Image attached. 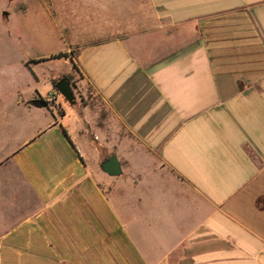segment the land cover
<instances>
[{
  "label": "crops",
  "instance_id": "1",
  "mask_svg": "<svg viewBox=\"0 0 264 264\" xmlns=\"http://www.w3.org/2000/svg\"><path fill=\"white\" fill-rule=\"evenodd\" d=\"M60 6L82 94L0 99V264H264V0Z\"/></svg>",
  "mask_w": 264,
  "mask_h": 264
},
{
  "label": "rangeland",
  "instance_id": "2",
  "mask_svg": "<svg viewBox=\"0 0 264 264\" xmlns=\"http://www.w3.org/2000/svg\"><path fill=\"white\" fill-rule=\"evenodd\" d=\"M85 1L31 0L30 6L27 0H0V99L5 97L4 101L7 103L16 99L26 101L33 94L38 99H48L54 91L52 79L58 72L70 69V64L64 60L65 56L60 57V55L67 54L68 48L67 42L61 38L59 32L62 23L52 16H64L63 7L60 8L62 4L70 8L83 7ZM81 7L78 10L86 26L82 23L80 28L84 29L87 27V22H91L86 18L87 11ZM27 10H32L33 15L29 21H25L23 16ZM65 14L68 17L69 11H65ZM89 37L90 34L82 35L84 40ZM30 59L31 64L26 67L25 61ZM38 59L49 60L41 63L35 62ZM78 81L79 77H74L73 85L76 86ZM73 90L77 99L82 92L78 87ZM36 91L39 92L40 97L36 95ZM53 93L58 94V101L48 110L55 112L59 120V112H63L68 119L69 116H74L71 115L72 106L56 92V88ZM48 115L51 117L50 113Z\"/></svg>",
  "mask_w": 264,
  "mask_h": 264
},
{
  "label": "water",
  "instance_id": "3",
  "mask_svg": "<svg viewBox=\"0 0 264 264\" xmlns=\"http://www.w3.org/2000/svg\"><path fill=\"white\" fill-rule=\"evenodd\" d=\"M56 90L70 105H75L77 103L73 86L67 77L61 79L57 83ZM101 168L110 176H120L122 174V167L117 156H113L103 162Z\"/></svg>",
  "mask_w": 264,
  "mask_h": 264
},
{
  "label": "trees",
  "instance_id": "4",
  "mask_svg": "<svg viewBox=\"0 0 264 264\" xmlns=\"http://www.w3.org/2000/svg\"><path fill=\"white\" fill-rule=\"evenodd\" d=\"M61 56H67L66 54H64V55H60V57ZM46 60H49V59H41V60H37V61H35V62H43V61H46ZM65 77H67L69 80H70V82H71V84L73 85V77H71V76H64V77H61V78H59V79H56L55 81H54V85H55V88H56V85H57V83L61 80V79H63V78H65ZM74 91V90H73ZM56 92H58L57 90H56ZM31 104H33V105H35V106H38V107H45V108H47V109H50V105H49V103H48V101L47 100H45V99H42V98H40V99H34L33 101H31Z\"/></svg>",
  "mask_w": 264,
  "mask_h": 264
},
{
  "label": "built area",
  "instance_id": "5",
  "mask_svg": "<svg viewBox=\"0 0 264 264\" xmlns=\"http://www.w3.org/2000/svg\"><path fill=\"white\" fill-rule=\"evenodd\" d=\"M47 101H48L50 106H55L57 104V101H58V94L57 93H51L48 96Z\"/></svg>",
  "mask_w": 264,
  "mask_h": 264
}]
</instances>
